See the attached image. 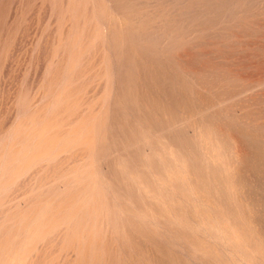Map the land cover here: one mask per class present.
<instances>
[{
    "label": "rangeland",
    "instance_id": "rangeland-1",
    "mask_svg": "<svg viewBox=\"0 0 264 264\" xmlns=\"http://www.w3.org/2000/svg\"><path fill=\"white\" fill-rule=\"evenodd\" d=\"M152 1L0 0V264H264V0Z\"/></svg>",
    "mask_w": 264,
    "mask_h": 264
},
{
    "label": "bare ground",
    "instance_id": "bare-ground-1",
    "mask_svg": "<svg viewBox=\"0 0 264 264\" xmlns=\"http://www.w3.org/2000/svg\"><path fill=\"white\" fill-rule=\"evenodd\" d=\"M94 1V0H93ZM127 1V0H126ZM136 1V0H135ZM148 1V0H147ZM158 1V0H157ZM162 1V0H161ZM170 1H172V0H170ZM180 1V0H179ZM186 1H188V0H186ZM194 1V0H193ZM198 1V0H197ZM206 1H210V0H206ZM213 1V0H212ZM215 1V0H214ZM228 1V0H227ZM226 1V2H227ZM242 1V0H241ZM240 1V2H241ZM243 1H245V0H243ZM248 1H250V0H248ZM252 1V0H251ZM259 1V0H258ZM110 2V1H109ZM108 2V3H109ZM130 2V1H129ZM152 2H155V0H153ZM159 2H160V0H159ZM163 2L166 4L167 2H165L164 0H163ZM181 2V1H180ZM194 2H196V1H194ZM200 2V1H199ZM224 2V1H223ZM247 2V1H246ZM114 3V2H113ZM141 3V2H140ZM143 3H147V2H143ZM161 3V2H160ZM163 3V4H164ZM169 3V2H168ZM173 3V2H172ZM171 3V4H172ZM182 3V2H181ZM185 3V2H184ZM197 3V2H196ZM195 3V4H196ZM210 3V2H209ZM215 3V2H214ZM213 3V4H214ZM219 3H220V0H219ZM228 3H229V1H228ZM233 4H235L234 2H232ZM250 3V2H249ZM251 3H253V2H251ZM264 3V2H263ZM120 4V3H119ZM148 4V3H147ZM150 4H152L151 2H150ZM149 4V5H150ZM157 4V3H156ZM190 4V3H189ZM202 4V3H201ZM204 4H206V2L204 3ZM212 4V3H211ZM211 4H209V6L211 5ZM222 4H224V3H222ZM221 3L220 4H216L217 6H219V5H222ZM232 4V5H233ZM247 4V3H246ZM256 4V3H255ZM115 5V4H114ZM141 5V4H140ZM168 5V4H167ZM173 5V4H172ZM177 5V4H176ZM183 5V4H182ZM198 5V4H197ZM196 5V6H197ZM227 5V4H226ZM225 5V7H228L229 5H227L226 6ZM238 5V4H237ZM250 5V4H249ZM78 6V5H77ZM85 6H87L86 5V3H85ZM95 6V5H94ZM109 6H110V4H109ZM174 6V5H173ZM205 6V5H204ZM206 6H207V4H206ZM213 6V5H212ZM215 6V5H214ZM230 6H231V4H230ZM230 6L228 7V9L230 8ZM234 6V5H233ZM240 6H241V4H240ZM243 6V5H242ZM241 6V7H242ZM251 6H255V5H252L251 4ZM112 7V6H111ZM116 7V6H115ZM141 7H143V6H141ZM165 7H166V5H165ZM177 7V6H176ZM184 6H182V8H183ZM186 7V6H185ZM208 7V6H207ZM206 7V8H207ZM216 7V6H215ZM221 7V6H220ZM223 7V8H222ZM221 8L222 9H224V5L222 6ZM113 8V7H112ZM111 8V9H112ZM158 8V7H157ZM190 8V7H189ZM198 7H196V9H197ZM205 7H203V9H204ZM234 9H235V7H233ZM232 8V9H233ZM237 8V7H236ZM240 8V7H239ZM238 8V9H239ZM118 9V8H117ZM166 9V8H165ZM172 9V8H171ZM176 9V8H175ZM186 9V8H185ZM195 9V10H196ZM200 10L202 9V7H200L199 8ZM198 9V10H199ZM211 9V8H210ZM227 9V10H228ZM231 9V8H230ZM229 9V10H230ZM245 8H243V10H244ZM187 10H189V9H187ZM194 9H193V13H194V11H195ZM198 10H196L197 12H198ZM206 11L208 10V9H205ZM215 9L213 8L212 9V11H214ZM217 10H218V8H217ZM221 10V9H220ZM241 10V9H240ZM247 10V9H246ZM91 11V10H90ZM95 11V10H94ZM118 11V10H117ZM157 11V10H156ZM161 11V10H160ZM202 11V10H201ZM204 11V10H203ZM203 11H202V13H203ZM206 11H204V14L206 15ZM210 11V10H209ZM216 11V10H215ZM224 11H225V9H224ZM233 11V10H232ZM236 11V10H235ZM134 12V11H133ZM186 12H188V11H186ZM200 12V11H199ZM218 12H219V10H218ZM227 12V11H226ZM243 12V11H242ZM61 13V12H60ZM116 13V12H115ZM130 13V12H129ZM143 13V12H142ZM171 13V12H170ZM173 13V12H172ZM171 13V14H172ZM183 13V12H182ZM213 12H210V14H208V12H207V15H209V17H210V15L212 14ZM220 13V12H219ZM223 13V12H222ZM221 13V14H222ZM228 13H232V12H228ZM234 13V12H233ZM233 13H232V15H233ZM240 13V12H239ZM95 14H97V13H95ZM108 14V13H107ZM148 14V13H147ZM154 14V13H153ZM184 14V13H183ZM186 14V13H185ZM191 14H192V12H191ZM196 14V13H195ZM200 14V13H199ZM204 14H202V16L204 15ZM216 14H218V13H216ZM226 14V13H225ZM116 15V14H115ZM124 15V14H123ZM131 15V14H130ZM139 15V14H138ZM166 15V14H165ZM206 15V16H207ZM214 16H215V13L213 14ZM223 15V14H222ZM222 15H221V17H222ZM227 15V14H226ZM231 15V14H230ZM229 15V16H230ZM231 15V16H232ZM120 16V15H119ZM118 16V17H119ZM146 16V15H145ZM155 16V15H154ZM162 16H164L163 14H162ZM170 16V15H169ZM176 16V15H175ZM183 16V15H182ZM194 17H196V15H193ZM193 16H191L190 18H192ZM200 17H201V14L199 15ZM199 16H198V19H199ZM97 17V16H96ZM121 17V16H120ZM119 17V18H120ZM151 17V16H150ZM179 17V16H178ZM183 17H185V16H183ZM204 17V16H203ZM216 17H217V15H216ZM220 17V19H222V18H224V15H223V17L221 18ZM228 17V16H227ZM118 18V19H119ZM146 18H148V17H146ZM162 18V17H161ZM187 18H188V16H187ZM205 18H207V17H205ZM204 18V19H205ZM83 19V18H82ZM96 19H98V18H96ZM103 19V18H102ZM113 19V18H112ZM125 19V18H124ZM139 19L141 20V18L139 17ZM138 19V20H139ZM152 19H153V17H152ZM179 19V18H178ZM189 19V18H188ZM225 19H226V17H225ZM224 19V20H225ZM228 19H229V17H228ZM135 20V19H134ZM139 20V21H140ZM155 20V19H154ZM153 20V21H154ZM170 20V19H169ZM197 20V19H196ZM200 20L202 21V19L200 18L198 21L200 22ZM206 20V19H205ZM211 20H212V18H211ZM97 21H99V20H97ZM102 20H100L99 21V23L101 22ZM120 21V20H119ZM125 21H126V19H125ZM128 21V20H127ZM156 21V20H155ZM175 21V20H174ZM189 21V20H188ZM192 21V20H191ZM208 21H210V19L208 20ZM215 21V20H214ZM217 21V20H216ZM226 21H227V19H226ZM133 22V21H132ZM142 22V21H141ZM212 23H213V20L211 21ZM218 22H219V20H218ZM223 22V21H222ZM221 22V23H222ZM102 23V22H101ZM104 23V22H103ZM129 23V22H128ZM137 23V22H136ZM147 23V22H146ZM170 23V22H169ZM190 23H194L193 21L192 22H190ZM205 23V22H204ZM212 23H210V24H212ZM220 23V24H221ZM155 24V23H154ZM177 24V23H176ZM199 24V23H198ZM214 24V23H213ZM226 24V23H225ZM107 25H108V22H107ZM129 25V24H128ZM145 25V24H144ZM151 25V24H150ZM161 25H163V24H161ZM160 25V26H161ZM174 25V24H173ZM187 25V24H186ZM185 25V26H186ZM191 25V24H190ZM189 25V26H190ZM193 25H195V24H193ZM202 25H204V24H202ZM202 25H199V26H202ZM208 25V24H207ZM219 25V24H218ZM101 26H103V24L101 25ZM106 26V25H105ZM177 26V25H176ZM184 26V25H183ZM197 26V25H196ZM209 26V25H208ZM212 26H216V23H215V25H212ZM221 26V25H220ZM223 26V25H222ZM171 27V26H170ZM172 27H174V26H172ZM217 27V26H216ZM215 27V28H216ZM219 27V26H218ZM107 28V27H106ZM127 28H128V26H127ZM155 28H157L156 26H155ZM184 28V27H183ZM182 28V29H183ZM193 32H192V34L194 33V30H195V26H193ZM211 28V27H210ZM214 28V29H215ZM226 28V27H225ZM132 29V28H131ZM151 29V28H150ZM162 29H163V27H162ZM166 29V28H165ZM185 29V28H184ZM183 29V30H184ZM188 29V28H187ZM189 29H192V28H189ZM197 29V28H196ZM219 29V28H218ZM221 29V28H220ZM104 30H105V28H104ZM146 30H149V28L147 29L146 28ZM166 30H168V28L166 29ZM164 31V32H167V31ZM186 30V29H185ZM188 31V30H187ZM202 31V30H201ZM210 31H211V29H210ZM132 32V31H131ZM140 33L142 32V31H139ZM152 31H150V34H149V36L151 35V34H153V32L151 33ZM154 32H156V31H154ZM159 32V31H158ZM158 32H157V34H158ZM163 33V32H162ZM187 33V32H186ZM186 33H184V34H186ZM128 34H130V33H128ZM133 34V33H132ZM132 34H130V35H132ZM137 34V33H136ZM147 34V33H146ZM165 34V33H164ZM163 34V36H165ZM173 34V33H172ZM188 34V33H187ZM186 34V35H187ZM212 34V33H211ZM107 35V34H106ZM142 36V35H141ZM167 36V35H166ZM171 36H173L174 37V35H171ZM179 36V35H178ZM177 36V37H178ZM185 36V35H184ZM211 36V35H210ZM110 37V36H109ZM137 37V36H136ZM148 37V36H147ZM151 37V36H150ZM129 38H133V37H129ZM140 38V37H139ZM161 38V37H160ZM170 37H169V35H168V39H169ZM180 38V37H179ZM195 38V37H194ZM124 39H125V37H124ZM142 39V38H141ZM148 39V38H147ZM150 39V38H149ZM148 39V40H149ZM155 40H158V39H156V38H154ZM164 39V38H163ZM175 39V38H174ZM126 40V39H125ZM145 40H146V37H145ZM145 40L143 41V46L142 47H144V42H145ZM150 40H152V39H150ZM155 40H154V43H155ZM161 41H162V38L160 39ZM159 40V41H160ZM170 40V39H169ZM177 40V39H176ZM179 40V39H178ZM135 41H137V39L135 40ZM135 41L133 42V43H135ZM138 41H140V40H138ZM137 41V42H138ZM165 41V40H164ZM174 41V40H173ZM80 42V41H79ZM105 43H107L106 41H104ZM128 42H129V40H128ZM142 42V41H141ZM146 42H149V41H146ZM153 42V41H152ZM172 42V41H171ZM150 44H151V41L149 42ZM162 43H163V41H162ZM162 43H161V45H162ZM140 44V43H139ZM148 44V43H147ZM174 44V43H173ZM156 45H158V43L156 42ZM159 45H160V43H159ZM158 45V46H159ZM160 45V46H161ZM166 45V44H165ZM171 45V44H170ZM177 45V44H176ZM175 45V46H176ZM139 46V45H138ZM154 46H155V44H154ZM173 46V45H172ZM105 47L107 48V46L105 45ZM150 47V46H149ZM112 48H113V46L111 47V50H112ZM145 48V47H144ZM151 48V47H150ZM155 49H156V46L154 47ZM167 48V47H166ZM169 48V47H168ZM174 48V47H173ZM108 49V48H107ZM158 50H159V47H158ZM169 50H171L170 48L168 49V51ZM109 51V50H108ZM147 51V50H146ZM154 51V50H153ZM165 51V50H164ZM110 53L112 52V51H109ZM155 52V51H154ZM156 52H157V50H156ZM162 52V51H161ZM113 53V52H112ZM148 53H150V51L148 52ZM158 54H159V51H158ZM112 55V54H111ZM151 55V54H150ZM157 55V54H156ZM160 55V54H159ZM69 57H70V55H69ZM112 57H113V55H112ZM150 57V56H149ZM70 59V58H69ZM166 59H168L167 57H166ZM113 63V62H112ZM108 64V63H107ZM114 64H115V61H114ZM117 64V63H116ZM128 65V64H127ZM130 65V64H129ZM80 66V65H79ZM116 66H114V68H115ZM106 68H107V66H106ZM117 68V67H116ZM115 68V69H116ZM121 67L119 66V69H120ZM76 70V69H75ZM74 70V71H75ZM66 71V70H65ZM116 71V70H115ZM113 73H114V70H113ZM116 73V72H115ZM181 75V74H180ZM112 76H113V74H112ZM115 76V75H114ZM113 76V77H114ZM108 78V77H107ZM65 81V80H64ZM112 81H116V80H114V79H112ZM64 83V82H63ZM108 83V82H107ZM108 85V84H107ZM60 86V85H59ZM116 85H115V83H114V88H116L115 87ZM171 86V85H170ZM195 86V85H194ZM61 87H63L62 85H61ZM58 88H60V87H58ZM254 90V89H253ZM246 91V90H245ZM255 91V90H254ZM253 91V92H254ZM114 93H115V91H113ZM210 92V91H209ZM246 93V92H245ZM250 93H251V91H250ZM56 94V93H55ZM214 94V93H213ZM112 99V98H111ZM233 99H234V97H233ZM241 99V98H240ZM43 100V99H42ZM108 100V99H107ZM216 100V99H215ZM238 100V99H237ZM113 101V100H112ZM237 102V101H236ZM41 103V102H40ZM112 103V102H111ZM227 103V102H226ZM157 104V103H156ZM223 105V104H222ZM216 108V107H215ZM51 110V109H50ZM211 110V109H210ZM219 110H220V108H219ZM22 111V110H21ZM19 113V112H18ZM50 113V112H49ZM48 113V114H49ZM199 115V114H198ZM203 115V114H202ZM24 116V115H23ZM222 116V115H221ZM133 117V116H132ZM110 119V118H109ZM186 124V123H185ZM15 125V124H14ZM110 125V124H109ZM181 125V124H180ZM241 125V124H240ZM99 126H101V125H99ZM98 126V127H99ZM142 126V125H141ZM109 127V126H108ZM103 128V127H102ZM176 128V127H175ZM179 128V127H178ZM170 129V128H169ZM174 129V128H173ZM253 129V128H252ZM112 130V129H111ZM171 130V129H170ZM96 131V130H95ZM169 131V130H168ZM264 131V130H263ZM134 132V131H133ZM165 132H167V131H165ZM185 132V131H184ZM103 133V132H102ZM164 133V132H163ZM162 133V134H163ZM12 135H13V133H12ZM11 135V136H12ZM139 135V134H138ZM142 135V134H141ZM11 136H9V137H11ZM150 137V136H149ZM9 139V138H8ZM13 139V138H12ZM127 139V138H126ZM100 140V139H99ZM143 140V139H142ZM141 140V141H142ZM164 140V139H163ZM128 141V140H127ZM150 141V140H149ZM158 141V140H157ZM100 142V141H99ZM190 142V144H191V142L192 141H189ZM35 143V142H34ZM144 143V142H143ZM159 143V142H158ZM199 143L201 144V145H203V148L204 149H209V150H207V153L205 154L206 156H207V159H210V160H213L214 158H216V156H215V154L213 153V151L215 150V147H210L209 148V146L207 147L206 146V142L203 140V139H201V137H199ZM99 144V143H98ZM116 144V143H115ZM139 144V143H138ZM205 145V146H204ZM1 146V145H0ZM191 146H193V145H191ZM100 147V146H99ZM171 147V146H170ZM195 147V146H194ZM109 148V147H108ZM139 148V147H138ZM137 148V149H138ZM115 149V148H114ZM182 149V148H181ZM197 148H195V150H196ZM200 149V148H199ZM116 150V149H115ZM118 150V149H117ZM169 150V149H168ZM171 150H172V148H171ZM1 151V150H0ZM155 151V150H154ZM173 151V150H172ZM199 151V150H198ZM210 151V152H209ZM11 152V151H10ZM21 152V151H20ZM23 152V151H22ZM56 152V151H55ZM97 152V151H96ZM170 153V152H169ZM181 153V152H180ZM204 153V152H203ZM203 153H202V156H203ZM120 154V153H119ZM129 154V153H128ZM153 154V153H152ZM155 155V154H154ZM162 155H164V154H162ZM171 155V154H170ZM188 155V154H187ZM4 156V155H3ZM148 156V155H147ZM157 156V155H156ZM173 156V155H172ZM158 157V156H157ZM162 157V156H161ZM169 157V156H168ZM107 158V157H106ZM146 158H148V157H146ZM155 158V157H154ZM167 158V157H166ZM181 158H182V156H181ZM180 157L179 158H176L175 159V163L177 162V161H179L180 162V164H181V167H182V169L181 170H183L184 172L186 171H188V173H190V175H196V172L195 171H192V170H187L186 169V167H184V166H187V164H188V162H183V160L181 159ZM187 158V157H186ZM192 158V157H191ZM50 159V158H49ZM88 159V158H87ZM8 160V159H7ZM19 160V159H18ZM56 160V159H55ZM97 160V159H96ZM105 160V159H104ZM171 160V159H170ZM192 160V159H191ZM10 161H12V160H10ZM20 161V160H19ZM45 161H47V160H45ZM133 161V160H132ZM146 161V163H147V160H145ZM160 161V160H159ZM161 161H162V159H161ZM203 161V160H202ZM4 162V161H3ZM151 162V161H150ZM44 163V162H43ZM126 163V162H125ZM130 163V162H129ZM128 163V164H129ZM162 163V162H161ZM3 164V163H2ZM14 164V163H13ZM132 164V163H131ZM5 164H3V166H4ZM183 165V166H182ZM128 166V165H127ZM147 166V165H146ZM176 166H179V165H177V163H176ZM149 167H150V164H149ZM163 167V166H162ZM105 168H106V166H105ZM165 168V167H164ZM179 168V167H178ZM133 169V168H132ZM141 169V168H140ZM148 169V168H147ZM219 168L216 166V165H213V168L212 167H209V171L212 173V175H213V178H216V173H217V171H219L218 170ZM128 170V169H127ZM165 170V169H164ZM222 170V169H221ZM150 171V173H151V170H149ZM182 171V173L184 174V172ZM103 172V171H102ZM128 172V171H127ZM186 172H185V174H186ZM57 173V172H56ZM104 173H105V171H104ZM106 173H107V171H106ZM108 173H109V171H108ZM139 173V172H138ZM58 174V173H57ZM126 174V173H125ZM128 174V173H127ZM104 175V174H103ZM103 175H101V176H103ZM153 175V174H152ZM230 175V174H229ZM138 176V175H137ZM104 178H105V176H103ZM129 177V176H128ZM130 178V177H129ZM138 178V177H137ZM154 178V177H153ZM28 179V178H27ZM59 179V178H58ZM132 180V179H131ZM158 180V179H157ZM135 182V181H134ZM137 182V181H136ZM73 183V182H72ZM107 183V182H106ZM141 183V182H140ZM104 184V183H103ZM34 185V184H33ZM108 185V187H109V184H107ZM158 185V184H157ZM159 186V185H158ZM215 186V185H214ZM75 187V186H74ZM104 187V186H103ZM167 187V186H166ZM160 188V187H159ZM165 188V187H164ZM163 188V189H164ZM256 188V187H255ZM10 189V188H9ZM9 189H8V191H9ZM134 189H136V188H134ZM138 189V188H137ZM186 189V188H185ZM262 189V188H261ZM106 190H107V188H106ZM111 190H113V189H111ZM140 190V189H139ZM171 190V189H170ZM168 191V190H167ZM173 191V190H172ZM189 191V190H188ZM214 191H219V188L218 187H215L214 188ZM7 192V191H6ZM105 192V191H104ZM169 192V191H168ZM263 192V191H262ZM109 194H110V192H108ZM129 193V192H128ZM148 193V192H147ZM139 194H140V192H139ZM171 194H172V192H171ZM193 194V193H192ZM1 195V194H0ZM96 195H98V194H96ZM107 196V195H106ZM179 196V195H178ZM194 197V196H193ZM113 198V197H112ZM196 200V199H195ZM198 200V199H197ZM101 201V200H100ZM157 202H159V201H157ZM115 203V202H114ZM199 203V202H198ZM118 204V203H117ZM103 205V204H102ZM115 205H116V203H115ZM167 205V204H166ZM185 205V204H184ZM198 206V205H197ZM134 207V206H133ZM112 208V207H111ZM118 208V207H117ZM113 209V208H112ZM121 209V208H120ZM149 209V208H148ZM211 209V208H210ZM115 210H117L116 208H115ZM114 210V211H115ZM213 211V210H212ZM117 212H119V211H117ZM116 212V213H117ZM120 212H123V211H120ZM119 212V213H120ZM214 212V211H213ZM124 213H126V212H124ZM118 216V215H117ZM125 216V215H124ZM132 216V215H131ZM144 216V215H143ZM195 216V215H194ZM3 217V216H2ZM134 217V216H133ZM110 218V217H109ZM117 218V217H116ZM154 219V218H153ZM192 219V218H191ZM118 220V219H117ZM179 220V219H178ZM123 221V220H122ZM142 221V220H141ZM231 221L233 222V219L232 220H230V217L228 218V221L227 222H224L221 218H220V216H217V218H215V219H209L207 222H206V224H205V230H206V234H208L211 238H214V239H223V241L225 240L228 244H230V245H233L234 247H236V231L231 227ZM176 222V221H175ZM182 222V221H181ZM235 222V221H234ZM152 223V222H151ZM236 223V222H235ZM155 224H157V223H155ZM197 224V223H196ZM229 224V225H228ZM149 225V224H148ZM124 226V225H123ZM198 226V225H197ZM179 228V227H178ZM198 228V227H197ZM163 229V228H162ZM172 232V231H171ZM170 233V232H169ZM196 234H197V231H196ZM201 236V235H200ZM204 236V235H203ZM58 239V238H57ZM62 238H60V240H61ZM66 239V238H65ZM198 239H200V238H198ZM118 240V239H117ZM174 240V239H173ZM64 241V240H63ZM215 242H216V240H214ZM218 242V241H217ZM226 242H224L225 244H226ZM177 243V242H176ZM175 243V244H176ZM185 244V243H184ZM219 244H220V242H219ZM168 245V244H167ZM179 245V244H178ZM23 246V245H22ZM21 246V247H22ZM223 247V246H222ZM245 245L243 246L241 243H239V248H240V250H241V252L240 253H242V256H243V259L245 260V261H248V260H250V258H249V254L245 251ZM182 248V247H181ZM224 248V247H223ZM236 248H238V247H236ZM219 250H220V248H218ZM224 249H226V247L224 248ZM21 250V249H20ZM227 250V249H226ZM23 251V250H22ZM228 251V250H227ZM176 252V251H175ZM182 252V251H181ZM221 252V251H220ZM232 252V251H231ZM178 253H180V252H178ZM186 253V252H185ZM226 253V252H225ZM183 254V253H182ZM224 256H226V254H224V253H222ZM184 256H186V255H184ZM188 257V256H187ZM189 258V257H188ZM197 258V257H196ZM249 258V259H248ZM242 259V258H241ZM189 260V259H188ZM191 260V259H190ZM199 260V259H198ZM242 261V260H241ZM244 261V262H245ZM192 263H193V261H191ZM232 262V261H231ZM194 263H196V262H194ZM208 263V262H207ZM236 263V262H235ZM8 264V263H7ZM199 264V263H198ZM242 264H244V263H242Z\"/></svg>",
    "mask_w": 264,
    "mask_h": 264
}]
</instances>
